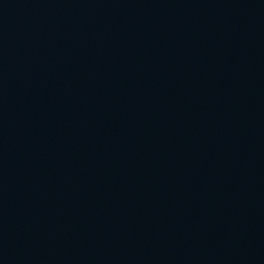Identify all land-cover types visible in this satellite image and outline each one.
Here are the masks:
<instances>
[{
    "label": "water",
    "instance_id": "1",
    "mask_svg": "<svg viewBox=\"0 0 264 264\" xmlns=\"http://www.w3.org/2000/svg\"><path fill=\"white\" fill-rule=\"evenodd\" d=\"M0 264H264V0H0Z\"/></svg>",
    "mask_w": 264,
    "mask_h": 264
}]
</instances>
